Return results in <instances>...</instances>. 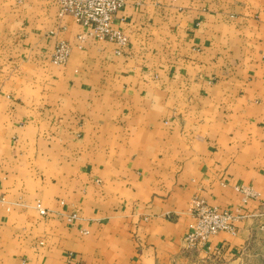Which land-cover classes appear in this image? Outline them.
<instances>
[{
    "label": "crops",
    "instance_id": "1",
    "mask_svg": "<svg viewBox=\"0 0 264 264\" xmlns=\"http://www.w3.org/2000/svg\"><path fill=\"white\" fill-rule=\"evenodd\" d=\"M113 26L0 0V264H264V0H125ZM194 194L247 216L189 249Z\"/></svg>",
    "mask_w": 264,
    "mask_h": 264
},
{
    "label": "built area",
    "instance_id": "2",
    "mask_svg": "<svg viewBox=\"0 0 264 264\" xmlns=\"http://www.w3.org/2000/svg\"><path fill=\"white\" fill-rule=\"evenodd\" d=\"M58 5L60 16L71 15L76 23L87 29V34L98 41H109L120 47L126 45L127 37L113 26L116 12L121 9L125 0H51ZM69 46L65 41H59L54 47L51 62L63 64L68 56ZM236 189L241 193V202L249 198H257L258 193L250 187L239 186ZM3 201L0 196V203ZM35 208L42 216L48 215V210L40 203ZM188 212L193 217V223L183 237L185 246L195 249L205 246L210 236L218 232L234 234L237 231L236 222L247 215L240 212L219 209L208 205L203 198L194 194L188 203ZM75 215L67 216V219ZM218 251L219 249H215Z\"/></svg>",
    "mask_w": 264,
    "mask_h": 264
},
{
    "label": "rangeland",
    "instance_id": "3",
    "mask_svg": "<svg viewBox=\"0 0 264 264\" xmlns=\"http://www.w3.org/2000/svg\"><path fill=\"white\" fill-rule=\"evenodd\" d=\"M49 215V214H48Z\"/></svg>",
    "mask_w": 264,
    "mask_h": 264
}]
</instances>
